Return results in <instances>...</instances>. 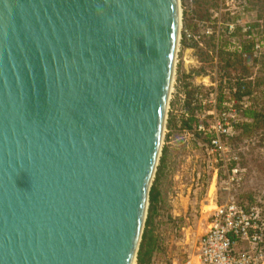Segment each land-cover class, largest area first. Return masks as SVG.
<instances>
[{
    "label": "water",
    "instance_id": "obj_1",
    "mask_svg": "<svg viewBox=\"0 0 264 264\" xmlns=\"http://www.w3.org/2000/svg\"><path fill=\"white\" fill-rule=\"evenodd\" d=\"M180 0H0V264H134Z\"/></svg>",
    "mask_w": 264,
    "mask_h": 264
},
{
    "label": "rangeland",
    "instance_id": "obj_2",
    "mask_svg": "<svg viewBox=\"0 0 264 264\" xmlns=\"http://www.w3.org/2000/svg\"><path fill=\"white\" fill-rule=\"evenodd\" d=\"M229 4L234 3L229 1ZM180 7L181 28L175 75L167 108L161 153L151 185V189L158 191V200L153 213L150 210V202L148 204L140 241L141 244L143 236H147L145 241L152 239L154 249L144 264H189V262L198 264V239L206 232L208 216L216 203H225L228 199L234 198L244 207L258 205L264 213V140L259 134L252 133L249 139L245 140L231 139L230 135L223 138L230 149L226 153L227 156L231 157L235 152L239 155V165L246 168V176L241 184L235 185L230 191L226 190L228 168L236 164L232 159L228 162V167L220 169L216 181L212 180L208 164L213 156L207 148L210 139L208 135L197 130L199 123L197 115L204 106L197 103V108L192 112V106L188 105V101H191L197 91L208 92L216 88L219 92L217 45L220 44L221 22L215 17L220 15L213 17L218 28L213 42L207 38L213 33L211 27H195L194 32L185 29L181 0ZM187 18L189 23L191 21L194 23L191 14ZM239 19L244 25L247 16ZM186 30L200 35L201 43L187 39L184 36ZM254 31L253 36L256 41L260 40L259 32ZM183 38L187 40L186 45L182 43ZM209 42L212 44L209 45ZM245 57L248 58L247 63L253 66L255 78L262 76L264 48L261 53L245 54ZM194 87L198 89L191 94L190 91ZM193 103H196L195 99ZM204 120L203 122L208 124L207 120L212 121L213 117L208 116ZM188 121H192V128L185 127L184 124ZM161 159H164V170L160 169ZM160 172L162 175L159 176ZM146 248L145 245V250ZM134 264H138L137 259Z\"/></svg>",
    "mask_w": 264,
    "mask_h": 264
},
{
    "label": "built area",
    "instance_id": "obj_3",
    "mask_svg": "<svg viewBox=\"0 0 264 264\" xmlns=\"http://www.w3.org/2000/svg\"><path fill=\"white\" fill-rule=\"evenodd\" d=\"M237 24L243 25L241 19ZM236 23L229 25V31L235 30ZM247 30V27L244 28ZM187 39L201 43V36L184 31ZM262 42L256 41L255 53H261ZM215 86V84H212ZM227 99L221 103L216 88L208 92L197 91L195 102L204 106L197 115L199 123L197 130L209 136L208 151L213 158L208 167L212 173V180L216 181L222 167H228V162H236L227 171L226 190L241 184L246 176V168L239 165V155L230 151L223 138L229 136L239 117V111L251 106L250 96L233 98L237 92L236 86L224 88ZM208 108V110H206ZM188 114V113H185ZM212 116L213 120L204 119ZM191 262H189L190 264ZM198 264H264V213L260 206L244 207L234 198L225 203H216L208 216V228L198 239Z\"/></svg>",
    "mask_w": 264,
    "mask_h": 264
},
{
    "label": "trees",
    "instance_id": "obj_4",
    "mask_svg": "<svg viewBox=\"0 0 264 264\" xmlns=\"http://www.w3.org/2000/svg\"><path fill=\"white\" fill-rule=\"evenodd\" d=\"M229 1L234 4L228 5ZM181 2L184 9L185 29L194 32L196 31L195 27H211L213 33L205 36H207L208 40H213V42L215 40L214 34L218 32L213 17L220 15L215 18L221 22L219 27L220 44L217 45L220 76L218 93L221 103L227 99L223 91L227 86L237 87V92L233 94V98H241L243 95L250 96L251 106L239 111V117L233 132L230 134V138L245 140L249 139L252 133H255L259 134L261 139L264 140V61H262L263 75L255 78L253 66L247 63L248 58L245 57V54L252 55L255 52L256 39L253 36L254 30L259 32L258 36H261L260 41L264 48V0H181ZM189 14H191L194 23L192 21L188 22L187 16ZM245 15L247 20H245L244 25L237 24V20ZM232 23H236L237 26L234 31L230 32L229 25ZM245 26L247 30H244ZM182 43L186 45L187 40L183 38ZM211 44L209 42V45ZM197 89V87L192 88L190 93L193 94ZM194 97L191 98V101H188V105L192 106V112L198 106L197 102L193 103ZM191 122H186L184 124L185 127L192 128ZM161 162H164V159H161ZM154 192L155 189H151L149 196L150 210L152 211L155 209V204L158 200V197L155 200ZM150 218L151 216H149ZM146 238L147 236H143L140 244L137 256L138 264H144L150 252L154 249L153 240L145 241ZM145 245L147 246L146 250Z\"/></svg>",
    "mask_w": 264,
    "mask_h": 264
},
{
    "label": "crops",
    "instance_id": "obj_5",
    "mask_svg": "<svg viewBox=\"0 0 264 264\" xmlns=\"http://www.w3.org/2000/svg\"><path fill=\"white\" fill-rule=\"evenodd\" d=\"M164 168V162H161V167H160V169H163ZM164 170V169H163ZM163 172V171H162ZM162 172H160V174H159V176L160 175H162ZM154 194H155V200L157 199V197H158V191H156L155 190V192H154ZM154 210V209H153ZM152 213H153V211H152ZM148 227L150 228V226L148 225Z\"/></svg>",
    "mask_w": 264,
    "mask_h": 264
},
{
    "label": "bare ground",
    "instance_id": "obj_6",
    "mask_svg": "<svg viewBox=\"0 0 264 264\" xmlns=\"http://www.w3.org/2000/svg\"><path fill=\"white\" fill-rule=\"evenodd\" d=\"M181 8V7H180ZM179 8V15H180V17H181V9ZM180 25H181V23L179 24V28H180ZM171 91V90H170ZM135 263V262H134Z\"/></svg>",
    "mask_w": 264,
    "mask_h": 264
}]
</instances>
